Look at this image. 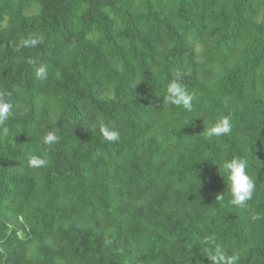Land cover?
<instances>
[{"label": "trees", "instance_id": "trees-1", "mask_svg": "<svg viewBox=\"0 0 264 264\" xmlns=\"http://www.w3.org/2000/svg\"><path fill=\"white\" fill-rule=\"evenodd\" d=\"M0 264H264V0H0Z\"/></svg>", "mask_w": 264, "mask_h": 264}]
</instances>
